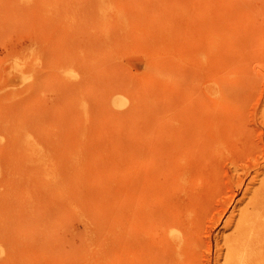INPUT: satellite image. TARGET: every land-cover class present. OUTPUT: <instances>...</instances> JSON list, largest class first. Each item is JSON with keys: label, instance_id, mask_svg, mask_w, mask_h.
<instances>
[{"label": "rangeland", "instance_id": "rangeland-1", "mask_svg": "<svg viewBox=\"0 0 264 264\" xmlns=\"http://www.w3.org/2000/svg\"><path fill=\"white\" fill-rule=\"evenodd\" d=\"M0 264H264V0H0Z\"/></svg>", "mask_w": 264, "mask_h": 264}, {"label": "bare ground", "instance_id": "bare-ground-1", "mask_svg": "<svg viewBox=\"0 0 264 264\" xmlns=\"http://www.w3.org/2000/svg\"><path fill=\"white\" fill-rule=\"evenodd\" d=\"M31 145H35L34 143L32 144V142H31ZM37 145V144H36ZM34 147V146H33ZM32 147V148H33ZM37 148V147H36ZM34 149H35V147H34ZM33 149V150H34ZM34 154V153H33ZM39 155V154H38ZM36 157H37V154L35 155ZM40 156V155H39ZM43 158V157H42ZM41 157H39L38 159L39 160H41L42 159ZM45 158V157H44ZM45 161H47L46 159H45ZM61 172H58V169L56 168V167H52V169L51 170H49V171H47L46 173H45V180H46V183H48V185H49V188L50 189H62L63 187H67V186H69V184H65V180H64V175H63V177L61 176L62 175V173L60 174ZM47 185V186H48ZM138 237V236H137ZM246 251V250H245Z\"/></svg>", "mask_w": 264, "mask_h": 264}]
</instances>
